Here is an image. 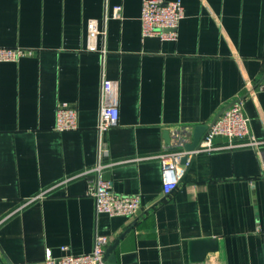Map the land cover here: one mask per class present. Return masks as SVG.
<instances>
[{
  "label": "crops",
  "instance_id": "1",
  "mask_svg": "<svg viewBox=\"0 0 264 264\" xmlns=\"http://www.w3.org/2000/svg\"><path fill=\"white\" fill-rule=\"evenodd\" d=\"M142 1L0 0V47L31 51L0 62V264L89 253L95 235L105 251L118 241L114 264H264V91H252L264 76V0H180L174 42L142 37ZM88 20L105 32L96 51ZM103 92L118 122L101 137V160L114 163L102 176L140 196L135 218L96 213L93 176L80 175L100 158ZM237 100L261 148L194 153L164 198L158 156L172 131L210 125ZM59 104L76 110V130H54ZM202 239L216 251L193 263L190 242Z\"/></svg>",
  "mask_w": 264,
  "mask_h": 264
},
{
  "label": "built area",
  "instance_id": "2",
  "mask_svg": "<svg viewBox=\"0 0 264 264\" xmlns=\"http://www.w3.org/2000/svg\"><path fill=\"white\" fill-rule=\"evenodd\" d=\"M121 6H114L110 15L113 19L120 20ZM184 8L180 0L164 2L163 0H143L140 12L142 37H156L161 41H176L178 26L183 18ZM108 16H104L106 20ZM88 45L87 50H98L93 44L97 36H103L104 30L100 29L96 20H88L86 24ZM100 51L103 50L101 49ZM25 54L31 51L22 47H0V62H18ZM108 82H105V86ZM264 91V76L252 91ZM118 122V106L109 102L105 92L101 94L99 117L96 130L99 134V155L97 163L84 170L80 175H92L87 180V195L94 201L96 213L109 216H121L135 218L139 215L142 204L138 195L118 194L113 191L109 180L103 178L106 168L114 165L111 162H103L101 158L107 154L102 135ZM78 128L77 112L66 104L56 107L54 130L64 132ZM217 136L227 139L228 144L223 147L213 145V139ZM191 142V128H179L172 131V148L162 152L158 158L161 162L162 196L168 198L180 184L184 171L187 168L194 153L201 150H220L224 148L251 147L259 150L263 142L255 138L250 130L249 118L244 112V102L237 100L231 106L223 110L217 120L203 136L196 150L187 151L184 146ZM186 161L181 165V159ZM42 192L39 198L46 193ZM36 198L28 200L26 204ZM5 218H0V225ZM108 240L103 235H95L92 249L85 254H66L54 257L50 251L46 252L44 264H108L104 258ZM67 249L63 247L62 250Z\"/></svg>",
  "mask_w": 264,
  "mask_h": 264
},
{
  "label": "water",
  "instance_id": "3",
  "mask_svg": "<svg viewBox=\"0 0 264 264\" xmlns=\"http://www.w3.org/2000/svg\"><path fill=\"white\" fill-rule=\"evenodd\" d=\"M219 116L220 114L217 116V118ZM217 118H215V120L210 125L194 126L191 130V142L186 144L184 146V149L187 151L196 150L203 136L208 131V129L213 125V123L217 120ZM164 140L166 145H169L170 137L168 131H164ZM185 161H186V157H183L181 159V165H183ZM117 243L118 241H116L114 244L109 246L108 249L105 251L104 258L108 264H114L115 255L112 253V251L117 245ZM189 248H190V260L193 263H201L205 259L207 253L216 251V244H215V240L212 239L194 240L190 242Z\"/></svg>",
  "mask_w": 264,
  "mask_h": 264
}]
</instances>
